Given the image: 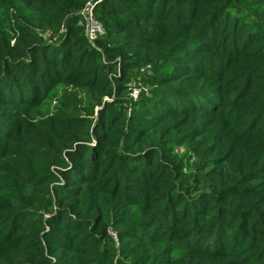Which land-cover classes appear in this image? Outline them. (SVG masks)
I'll return each mask as SVG.
<instances>
[{"label":"trees","instance_id":"16d2710c","mask_svg":"<svg viewBox=\"0 0 264 264\" xmlns=\"http://www.w3.org/2000/svg\"><path fill=\"white\" fill-rule=\"evenodd\" d=\"M0 264H264V0H0Z\"/></svg>","mask_w":264,"mask_h":264},{"label":"built area","instance_id":"2783aa9c","mask_svg":"<svg viewBox=\"0 0 264 264\" xmlns=\"http://www.w3.org/2000/svg\"><path fill=\"white\" fill-rule=\"evenodd\" d=\"M96 4L97 2L88 1L81 13L82 18L86 24L87 37L92 44H94L97 41V39L104 33L103 26L97 20L95 13H94ZM139 94L140 93L137 88H133L131 90V98L133 100H137L139 97Z\"/></svg>","mask_w":264,"mask_h":264}]
</instances>
